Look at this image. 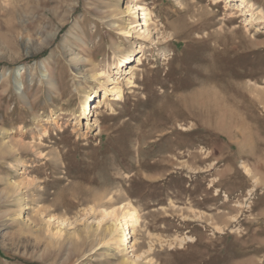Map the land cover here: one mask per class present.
Returning <instances> with one entry per match:
<instances>
[{
	"label": "rangeland",
	"instance_id": "374dc122",
	"mask_svg": "<svg viewBox=\"0 0 264 264\" xmlns=\"http://www.w3.org/2000/svg\"><path fill=\"white\" fill-rule=\"evenodd\" d=\"M0 264H264V0H0Z\"/></svg>",
	"mask_w": 264,
	"mask_h": 264
},
{
	"label": "bare ground",
	"instance_id": "6f19581e",
	"mask_svg": "<svg viewBox=\"0 0 264 264\" xmlns=\"http://www.w3.org/2000/svg\"><path fill=\"white\" fill-rule=\"evenodd\" d=\"M136 6H138L139 9L144 11L143 12L144 18L148 17L149 13L147 12V8L140 7L141 6L140 3L136 4ZM236 9L237 10L243 9L242 8V2L238 3L236 5ZM145 20H144V26H146L145 25L146 24ZM137 21H139V19ZM137 25H140V23L137 24ZM131 58H132V55H127L121 61H125V64H126V63L131 61ZM118 84H119L118 82H115V85L113 86L112 92H114L116 95L119 96V95H121V87ZM106 97H107L106 92H103L102 95H99V94L97 95V97L95 98L96 101H94L95 99H93L92 102H89V103L86 102L87 103L86 109H88V112H87L86 115H88L89 112H92V116L94 114H96V110L101 107V104L106 100ZM91 104H92V106H91ZM136 219L137 218L135 216V213L134 212H129L128 214H126V215H124L122 217L121 221H119L120 222V226H122V228H124L125 231L128 230V234H130L131 230L133 231V227H134V225L136 223ZM125 243H127L128 247H132L133 246L132 243H131V240H127V241L125 240Z\"/></svg>",
	"mask_w": 264,
	"mask_h": 264
}]
</instances>
